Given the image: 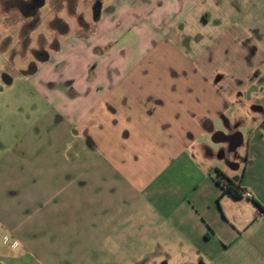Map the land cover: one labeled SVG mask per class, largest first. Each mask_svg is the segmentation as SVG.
<instances>
[{"label":"crops","instance_id":"1","mask_svg":"<svg viewBox=\"0 0 264 264\" xmlns=\"http://www.w3.org/2000/svg\"><path fill=\"white\" fill-rule=\"evenodd\" d=\"M235 1L111 0L88 34L74 35L39 63L49 66V54L62 66L72 54L94 56L75 65L69 111L88 156L73 167L81 184L88 183L83 198L93 239L157 247L153 260L161 264H264V164L253 170L245 164L240 173L228 160L229 136L242 135L240 122L227 113L239 89L228 85L224 96L213 77L199 73L202 58L192 57L202 48L198 39L226 35L225 48L246 71L260 73L255 63L264 65V14L249 17L248 6L241 25ZM247 104L239 109L254 116ZM217 171L235 185L238 198L216 183ZM244 191L252 199L243 198ZM73 194L77 212L82 196ZM2 226L12 240L0 241V264H45L41 242L25 239L20 224ZM46 226L66 229L37 228Z\"/></svg>","mask_w":264,"mask_h":264},{"label":"rangeland","instance_id":"2","mask_svg":"<svg viewBox=\"0 0 264 264\" xmlns=\"http://www.w3.org/2000/svg\"><path fill=\"white\" fill-rule=\"evenodd\" d=\"M110 1L0 0V241L4 236L12 240L3 224H20L25 239L41 242L37 249L45 264H161L153 260L160 251L157 247H146L137 240L124 244L114 240L105 245L99 235L96 240L91 237L90 206L83 198L88 183L81 184L73 167L88 156L79 148L78 129L69 111L71 81L78 79L75 65L88 64L94 56L72 54L65 58L66 66L57 64L53 54H49V66L36 58L39 52L51 53L74 35L88 34L93 17ZM235 4L239 5L236 13L241 25L247 21L243 15L248 6L252 8L249 17L264 14V0H236ZM208 35L197 40L202 48L192 57L202 58L199 73L213 77L224 96L228 85L239 89L227 113L240 122L242 135L229 136L228 144L234 148L228 160L240 173L245 164L253 170L264 164V65L255 63L258 74L246 71L247 65L225 48L226 35ZM227 50L230 56L226 59ZM33 67L37 72L27 75ZM246 104L254 116L241 112L239 106ZM219 127L225 133L231 131L222 123ZM208 143L213 144L211 138ZM74 191L82 196L77 212L72 211ZM63 193L70 197L65 206ZM63 207L68 208L64 213ZM51 224H63L66 229L37 228Z\"/></svg>","mask_w":264,"mask_h":264},{"label":"trees","instance_id":"3","mask_svg":"<svg viewBox=\"0 0 264 264\" xmlns=\"http://www.w3.org/2000/svg\"><path fill=\"white\" fill-rule=\"evenodd\" d=\"M36 58L39 63H42L48 59V54L46 52H42V53L39 52ZM35 71H36V67H33L32 69H29L26 74L27 75L33 74ZM214 179L216 180V183L226 191V193H229L234 198L239 197V193L237 189H235V185L229 179L224 177L220 172L218 171L216 172ZM223 179L225 180L224 182H222Z\"/></svg>","mask_w":264,"mask_h":264},{"label":"built area","instance_id":"4","mask_svg":"<svg viewBox=\"0 0 264 264\" xmlns=\"http://www.w3.org/2000/svg\"><path fill=\"white\" fill-rule=\"evenodd\" d=\"M242 195H243V198H245L247 200L252 199V194L248 191H244Z\"/></svg>","mask_w":264,"mask_h":264},{"label":"flooded vegetation","instance_id":"5","mask_svg":"<svg viewBox=\"0 0 264 264\" xmlns=\"http://www.w3.org/2000/svg\"><path fill=\"white\" fill-rule=\"evenodd\" d=\"M234 137H235V138H238V135L235 134ZM231 148H232V147H231ZM222 156H224V153H223V152H222Z\"/></svg>","mask_w":264,"mask_h":264}]
</instances>
